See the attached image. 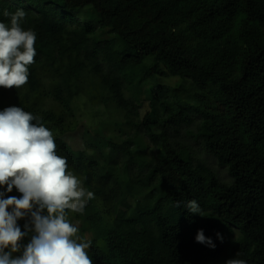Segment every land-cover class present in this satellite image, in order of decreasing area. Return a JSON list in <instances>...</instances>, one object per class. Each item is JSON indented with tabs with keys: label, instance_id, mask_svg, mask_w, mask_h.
<instances>
[{
	"label": "trees",
	"instance_id": "1",
	"mask_svg": "<svg viewBox=\"0 0 264 264\" xmlns=\"http://www.w3.org/2000/svg\"><path fill=\"white\" fill-rule=\"evenodd\" d=\"M17 9L36 56L24 86L0 87V111L39 117L93 192L83 214L68 212L93 264H264V0H0V22ZM135 85L146 89L144 114ZM79 97L111 105L133 132L115 135L114 117L71 152L64 138L77 129ZM193 126L231 183L178 142ZM190 200L202 215L184 207ZM201 229L214 249L196 242Z\"/></svg>",
	"mask_w": 264,
	"mask_h": 264
},
{
	"label": "clouds",
	"instance_id": "2",
	"mask_svg": "<svg viewBox=\"0 0 264 264\" xmlns=\"http://www.w3.org/2000/svg\"><path fill=\"white\" fill-rule=\"evenodd\" d=\"M3 14L10 17V25L0 22V87L18 89L27 83L29 66L35 62L36 34L21 27L26 15L22 9ZM56 148L52 132L39 117L17 106L0 111V186L22 193V198H4L0 192V264H93L88 254L91 241L77 235L68 212L83 214L94 194L81 186ZM184 207L202 215L196 200ZM25 217L29 218L21 231L17 220ZM25 237L30 239L22 245ZM195 240L215 248L202 229ZM225 264L246 261L233 258Z\"/></svg>",
	"mask_w": 264,
	"mask_h": 264
},
{
	"label": "rangeland",
	"instance_id": "3",
	"mask_svg": "<svg viewBox=\"0 0 264 264\" xmlns=\"http://www.w3.org/2000/svg\"><path fill=\"white\" fill-rule=\"evenodd\" d=\"M105 38L111 40L113 39L112 35H109L108 32H105ZM154 86L157 85V80L152 78L151 80ZM170 86H174L173 81L169 82ZM146 89L141 87L140 85H135L131 88L130 95L132 98L137 101L141 102L143 109L142 114H144L149 109V103L145 101L144 97ZM74 109L75 115L77 120V129L71 133H69L64 139L68 145V148L71 152L78 154L85 150V143H84V134L85 131L96 129L99 125L105 124V122L114 120V117H118V120L122 123L120 124L121 127L115 129L114 134L119 136H125V133L133 132L132 126L127 121H122V117L117 115L114 111H112L111 105L109 106H93L85 97H79L74 102ZM196 131V126L185 128L180 132L178 137L179 143L186 147L191 154L198 160L205 162L211 169H213L219 176L220 180L224 183H231L232 178L230 177L227 168H222L214 159L213 156L208 154L201 143L197 141L193 136ZM146 145H149L150 151L152 150V145L148 143L146 139H144ZM148 192L147 188H137L134 191L135 195L141 196ZM79 236V235H78ZM81 237V236H79ZM87 240V239H86ZM14 255V254H13ZM16 256V255H14Z\"/></svg>",
	"mask_w": 264,
	"mask_h": 264
}]
</instances>
